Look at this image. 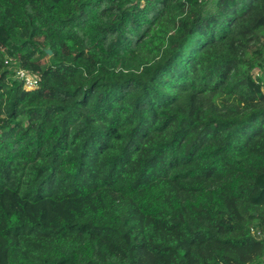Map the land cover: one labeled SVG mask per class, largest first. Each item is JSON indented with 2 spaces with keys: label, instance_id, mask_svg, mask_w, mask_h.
I'll use <instances>...</instances> for the list:
<instances>
[{
  "label": "trees",
  "instance_id": "trees-1",
  "mask_svg": "<svg viewBox=\"0 0 264 264\" xmlns=\"http://www.w3.org/2000/svg\"><path fill=\"white\" fill-rule=\"evenodd\" d=\"M253 177L264 0H0V264H264Z\"/></svg>",
  "mask_w": 264,
  "mask_h": 264
},
{
  "label": "built area",
  "instance_id": "built-area-1",
  "mask_svg": "<svg viewBox=\"0 0 264 264\" xmlns=\"http://www.w3.org/2000/svg\"><path fill=\"white\" fill-rule=\"evenodd\" d=\"M17 76L23 81L26 89H34L39 83L35 74L22 68L17 70Z\"/></svg>",
  "mask_w": 264,
  "mask_h": 264
},
{
  "label": "rangeland",
  "instance_id": "rangeland-1",
  "mask_svg": "<svg viewBox=\"0 0 264 264\" xmlns=\"http://www.w3.org/2000/svg\"><path fill=\"white\" fill-rule=\"evenodd\" d=\"M253 181V184H252V182H251V184H249V185H247V187L248 188H255L258 192H257V194H261L262 193V191H263V185H261V184H259L260 183V181H259V178H256V177H253V179H252ZM258 183L259 185H258V187L256 188V185H254L255 183Z\"/></svg>",
  "mask_w": 264,
  "mask_h": 264
},
{
  "label": "water",
  "instance_id": "water-1",
  "mask_svg": "<svg viewBox=\"0 0 264 264\" xmlns=\"http://www.w3.org/2000/svg\"><path fill=\"white\" fill-rule=\"evenodd\" d=\"M48 53L50 54L51 53V50H48Z\"/></svg>",
  "mask_w": 264,
  "mask_h": 264
}]
</instances>
